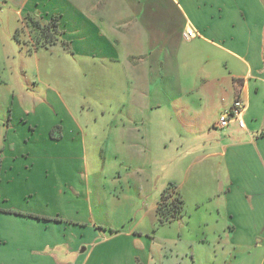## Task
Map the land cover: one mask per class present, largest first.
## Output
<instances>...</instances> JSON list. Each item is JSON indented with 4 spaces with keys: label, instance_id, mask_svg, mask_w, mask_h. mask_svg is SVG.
<instances>
[{
    "label": "crops",
    "instance_id": "obj_1",
    "mask_svg": "<svg viewBox=\"0 0 264 264\" xmlns=\"http://www.w3.org/2000/svg\"><path fill=\"white\" fill-rule=\"evenodd\" d=\"M1 99L0 264H264V0H0Z\"/></svg>",
    "mask_w": 264,
    "mask_h": 264
},
{
    "label": "trees",
    "instance_id": "obj_2",
    "mask_svg": "<svg viewBox=\"0 0 264 264\" xmlns=\"http://www.w3.org/2000/svg\"><path fill=\"white\" fill-rule=\"evenodd\" d=\"M30 22V20H28ZM31 24H27L28 27L32 28V32L38 35L37 42L41 46H49L58 41V36L60 35V31L58 29L57 19H53L51 23L47 25H39L36 22L31 21ZM6 213L16 214V215H22L19 212L15 211H6ZM184 214V202L182 198L175 193L173 188L167 190L159 203L158 209H157V215L159 217V222L161 224H169L176 220H178L180 217H182ZM32 218L36 219H45L43 217H39L36 215H26Z\"/></svg>",
    "mask_w": 264,
    "mask_h": 264
},
{
    "label": "rangeland",
    "instance_id": "obj_3",
    "mask_svg": "<svg viewBox=\"0 0 264 264\" xmlns=\"http://www.w3.org/2000/svg\"><path fill=\"white\" fill-rule=\"evenodd\" d=\"M32 34H34L33 32H31ZM36 37L38 35H35ZM34 36V37H35ZM17 63V62H16ZM17 72H20V74L16 73L17 76H21V79L23 82H25L24 77H28L30 76L31 78H34V75L31 71V68H29V73L25 74L24 72H22V70H19ZM2 86V85H1ZM6 101H3L2 99L0 100V119L2 118V114L5 113L6 111ZM97 151H95V149H93L94 153L95 152H100V149H96ZM85 163V167H84V171H83V176L84 178L87 180V174H90V179H89V184L92 188H96V187H100V183L103 182V174L101 172V168H102V159H84ZM94 165L96 166V171L98 172V176L94 175ZM100 178V179H98Z\"/></svg>",
    "mask_w": 264,
    "mask_h": 264
},
{
    "label": "built area",
    "instance_id": "obj_4",
    "mask_svg": "<svg viewBox=\"0 0 264 264\" xmlns=\"http://www.w3.org/2000/svg\"><path fill=\"white\" fill-rule=\"evenodd\" d=\"M195 37V31L190 30L185 33V38L190 40ZM245 103L242 100H237L232 108L226 112H224L219 119L218 127L223 129L227 127L231 122H235L239 125L240 128L245 129L244 122V113H245Z\"/></svg>",
    "mask_w": 264,
    "mask_h": 264
}]
</instances>
